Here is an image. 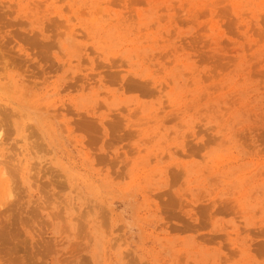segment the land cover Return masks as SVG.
<instances>
[{
    "label": "rangeland",
    "instance_id": "1",
    "mask_svg": "<svg viewBox=\"0 0 264 264\" xmlns=\"http://www.w3.org/2000/svg\"><path fill=\"white\" fill-rule=\"evenodd\" d=\"M1 169L0 264H264V0H0Z\"/></svg>",
    "mask_w": 264,
    "mask_h": 264
},
{
    "label": "bare ground",
    "instance_id": "2",
    "mask_svg": "<svg viewBox=\"0 0 264 264\" xmlns=\"http://www.w3.org/2000/svg\"><path fill=\"white\" fill-rule=\"evenodd\" d=\"M2 171H3V173H4V170L1 169V171H0L1 174H2ZM2 175H3V174H2ZM0 176H1V175H0ZM2 183H3V181H2ZM2 183H0V184H1L0 187H2ZM4 183H5V182H4ZM5 185H6V184H5ZM5 185H4V186H5Z\"/></svg>",
    "mask_w": 264,
    "mask_h": 264
}]
</instances>
